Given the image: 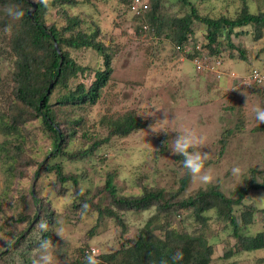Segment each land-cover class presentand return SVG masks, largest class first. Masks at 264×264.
<instances>
[{
	"label": "rangeland",
	"instance_id": "obj_1",
	"mask_svg": "<svg viewBox=\"0 0 264 264\" xmlns=\"http://www.w3.org/2000/svg\"><path fill=\"white\" fill-rule=\"evenodd\" d=\"M128 1L77 0L76 7H69L85 19L87 30L100 28L103 43L111 49L112 73L95 105L63 106L56 111L65 136L59 140L58 153H54V138L36 133L43 124L32 115L31 108L21 109L13 104L14 59L9 54L1 58V72L10 75L7 80L11 81L1 86L5 96L0 97V107L16 116L14 124L20 134L12 131L5 135L0 121V264H31L42 238L54 242L57 264H83L82 247L94 248L98 258L119 252L117 259L108 264H122V251L134 244L157 210L154 204L147 210L117 207L105 187L109 173L114 175L119 196H139L152 187L163 188V198L173 196L180 201L212 186L234 197L247 189L243 203L234 206L239 232L254 235L264 228V189L248 188L251 180L264 181V123L256 121L253 112L257 105L264 107V85L240 84L233 73H221L226 70L247 74L252 67L264 70V27L249 24L230 38L220 33L217 47L224 63H215L214 71L204 70V62H194L187 52L177 50L168 28L154 36L137 33L138 22L128 10ZM192 1L202 15L236 17L244 0ZM144 2L138 0L135 5ZM246 2L251 11H264V0ZM173 3L165 2L168 10L180 11L177 0ZM58 14L56 9L48 12L46 22L65 25ZM193 26L201 31L199 34L206 31L205 24L199 21ZM261 32L262 37H258ZM70 56L85 67L70 79V86L79 82L89 86L96 78L101 56L88 48L72 49ZM128 111L142 118L146 127L128 136L112 135L88 155L81 156L93 141L109 134L105 120ZM164 118L166 122L160 120ZM2 120L9 124L11 119L4 116ZM155 122V127L171 129L182 125L206 133V144L200 150L209 154L208 183L194 181L191 176L182 181L188 174L182 167V158L172 154L166 143L176 133L154 132L151 126ZM72 129L75 132L71 134ZM226 129L231 130L228 135ZM20 137L30 140L22 144L16 156L9 144ZM55 164H60L63 173L73 180L61 183L55 170L50 169ZM235 165L242 169L239 176L231 174ZM248 204L254 205L255 210L252 222L245 225L242 212ZM111 208L114 215L109 213ZM36 213L40 217L29 230ZM205 214L207 219L203 220L194 208L172 207L160 213V223H153V232L164 238V226L170 225L179 233L202 238L212 246L209 264H264V248L240 249L229 219L219 218L215 210ZM44 222L48 230L42 232L39 224ZM61 224L67 241L55 234ZM14 242L19 243L14 246Z\"/></svg>",
	"mask_w": 264,
	"mask_h": 264
},
{
	"label": "trees",
	"instance_id": "obj_2",
	"mask_svg": "<svg viewBox=\"0 0 264 264\" xmlns=\"http://www.w3.org/2000/svg\"><path fill=\"white\" fill-rule=\"evenodd\" d=\"M34 1L37 8L30 16L29 10L33 8V4L29 0H0V63L1 58L7 54L11 58L13 57L12 81L9 79L12 82V94L14 96L12 102L21 109L25 106L31 108L32 115L43 124L42 129L37 127L39 129L36 133L41 132L48 138L49 136L54 138V153H58L60 151L59 140L65 136L60 131L56 111L63 106L65 108L71 106L78 108L85 105H95L98 102L112 73V53L108 51L111 49H108L109 46L105 45L102 37H100V28L92 31L87 30L85 19L81 18L78 12H72L71 8L69 9V7L77 6V0ZM136 1L138 0L128 1V10L133 12L134 18L138 22L136 25L137 33L145 32L147 35L154 36L168 28L171 31L168 36L173 38L177 50L187 52V57L194 62L202 61L206 64L214 59L224 63L217 47L220 33L224 32L225 36L230 38L238 32L237 29L243 31V27L249 24H259L264 27V11H251L246 0L243 1L241 12L236 17L202 15L192 0H177L180 11L174 13L170 12L165 4L166 1L173 3V0H145L146 8L143 7V3L133 8L137 4ZM9 7L22 8L23 16L18 20L9 17L6 12ZM58 7H61L60 11ZM51 9H56V12L60 13L58 18L63 17L65 25L59 26L56 23L49 24L46 22L45 15L50 13ZM137 9L140 12H137ZM195 21L205 24L206 31L199 34L201 31L193 26ZM258 37H262V32L259 33ZM56 42L63 54L62 62L61 54L55 46ZM230 45L236 46L234 43H230ZM79 48L92 49L102 59L96 71V78L89 86L82 82L76 86H70V79L85 70L84 66L77 64L75 59L70 56L72 49ZM241 53L242 57L246 59L244 50H241ZM9 77L10 75H3L0 68V89L5 81L10 83L7 80ZM51 83L53 85L50 87ZM4 96L5 91H0V97ZM13 104L11 103V105ZM1 108V129L5 135L12 133V131L15 135L20 134L14 124L16 116L8 113V110L2 111ZM4 116L11 119L9 124L2 120ZM105 121L110 128L109 134L101 140L93 141L90 148L81 152V156L88 155L101 143L108 141L112 135L128 136L132 132L146 127L145 121L131 111L109 117ZM71 131L72 134L75 129ZM230 131V129H226V134L228 135ZM29 140L28 137H20L15 142L10 141L9 146L13 145L12 148L18 156L22 144ZM222 140L225 143V140ZM4 151H7V148ZM50 169L55 170L61 183L73 180L72 176L63 173L60 164H55ZM189 177L190 175L187 174L182 181L186 182ZM105 187L112 203L119 208L147 210L154 204L157 210L146 226L141 229L134 244L127 246L122 251V264H160L162 260L166 261L167 264H173L171 256L178 249L184 253L183 260L178 264L210 263L213 253L212 246L207 245L202 238H193L187 233H179L170 225L164 226L167 232L164 238L153 232L152 225L154 222H159L160 213L167 212L172 207L177 209L194 208L197 216L203 220L207 219L205 214L207 211L215 210L219 218H227L233 224V234L238 238L240 249L264 248V228L254 235H242L239 232L240 224L235 216L234 206L243 203L249 192L246 191L247 189L242 190L239 196L234 197L226 195L218 186H212L207 189H199L194 196H189L180 201L173 196L163 198V188L152 187L146 189V192L139 196H119L112 173L108 174ZM248 188L250 191L252 189H264V181L251 180ZM32 193L31 195H34ZM254 210L255 207L252 204L245 206V210L242 212L243 224L252 222ZM109 213L114 215L116 212L111 208ZM37 216L39 219V213L35 215V218ZM81 249L85 254L88 248L82 247ZM118 255L119 252L104 254L98 258V264H108V262L117 259Z\"/></svg>",
	"mask_w": 264,
	"mask_h": 264
},
{
	"label": "clouds",
	"instance_id": "obj_3",
	"mask_svg": "<svg viewBox=\"0 0 264 264\" xmlns=\"http://www.w3.org/2000/svg\"><path fill=\"white\" fill-rule=\"evenodd\" d=\"M6 12L9 17L17 20L24 14L23 9L20 7H9L6 9ZM158 110L160 109H157V111ZM253 112L255 120L260 123H264V107L257 105L253 108ZM160 120L166 122L167 118ZM156 122L151 126L154 132L165 131L168 133H176V135L171 136L166 143L172 154L179 155L182 158L183 169L187 171L194 181H198L202 184L208 183L211 179L206 169V162L209 159V154L208 151L200 150L201 147L206 144V133L195 127H186L182 125L171 129L163 126L155 127L154 125ZM230 171L233 176H239L242 169L239 165H235L230 169ZM86 207L87 205H85V208ZM39 229L42 232L47 231V223H40ZM55 234L61 239H65L67 241L65 229L62 224L55 228ZM9 243H11V241H9ZM183 257V251L178 249L172 254L171 261L173 264H178V262L183 260ZM31 264H57L56 246L51 239L42 238L39 241L35 258L32 260ZM83 264H98V257L94 248H91L85 253ZM160 264H167V262L162 260Z\"/></svg>",
	"mask_w": 264,
	"mask_h": 264
},
{
	"label": "built area",
	"instance_id": "obj_4",
	"mask_svg": "<svg viewBox=\"0 0 264 264\" xmlns=\"http://www.w3.org/2000/svg\"><path fill=\"white\" fill-rule=\"evenodd\" d=\"M136 7V5H134L133 6V8H135ZM143 7L144 8H146L147 7V4L144 2L143 3ZM137 12H140V10L139 9H137ZM215 63H218V64H221V60H216L214 63H212L211 65H209V64H205V63H203V66H204V69H210V70H215L214 69V66H215ZM219 71V70H218ZM217 71V72H218ZM216 72V71H215ZM229 72V73H228ZM226 71V70H224V72H221L222 74H228V76H231V74L233 75V77L235 78V79H238V82L241 84V83H251V84H258V85H260V86H262V85H264V70H262V69H259V68H252L251 70H250V72L249 73H247V74H234V72L233 71ZM221 73H219L218 72V76L220 77V74ZM222 74H221V76H222ZM90 249H87L86 250V252L87 251H89Z\"/></svg>",
	"mask_w": 264,
	"mask_h": 264
},
{
	"label": "water",
	"instance_id": "obj_5",
	"mask_svg": "<svg viewBox=\"0 0 264 264\" xmlns=\"http://www.w3.org/2000/svg\"><path fill=\"white\" fill-rule=\"evenodd\" d=\"M29 1L33 4V8L29 10V15L32 16L33 13H34V10L37 8V4H36V2L33 1V0H29ZM55 46H56L58 52L61 54V62H62V60H63V54L61 53V50H60V48H59L57 42L55 43ZM52 85H53V83L50 84V87H51ZM37 220H38V216H37V217L33 220V222L30 224V226H29V228H28L29 230L33 227V225L37 222Z\"/></svg>",
	"mask_w": 264,
	"mask_h": 264
}]
</instances>
